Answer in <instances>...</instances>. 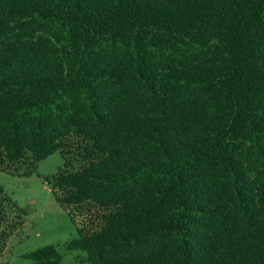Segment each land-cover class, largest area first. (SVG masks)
Instances as JSON below:
<instances>
[{"label": "trees", "instance_id": "16d2710c", "mask_svg": "<svg viewBox=\"0 0 264 264\" xmlns=\"http://www.w3.org/2000/svg\"><path fill=\"white\" fill-rule=\"evenodd\" d=\"M56 152L79 260L264 264V0H0V171Z\"/></svg>", "mask_w": 264, "mask_h": 264}, {"label": "rangeland", "instance_id": "374dc122", "mask_svg": "<svg viewBox=\"0 0 264 264\" xmlns=\"http://www.w3.org/2000/svg\"><path fill=\"white\" fill-rule=\"evenodd\" d=\"M64 167L63 155L56 152L41 160L37 170L30 176L0 171V183L15 204V209L10 201L5 205L10 215L9 223L19 220V213L23 216V225L7 239L3 251H0V259L4 264H31L24 254L48 244L59 248L64 264H90L78 258L86 255L84 251L65 247L67 242L79 237L77 225L69 211L56 199L52 186L45 181V177Z\"/></svg>", "mask_w": 264, "mask_h": 264}]
</instances>
